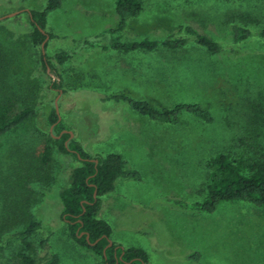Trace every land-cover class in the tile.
<instances>
[{
	"label": "rangeland",
	"instance_id": "rangeland-1",
	"mask_svg": "<svg viewBox=\"0 0 264 264\" xmlns=\"http://www.w3.org/2000/svg\"><path fill=\"white\" fill-rule=\"evenodd\" d=\"M47 2L0 0V50L8 66L0 83L28 87L30 103L37 106L34 118L0 140V264H13L21 248L15 231L31 219L43 224L31 238V252L38 258L53 249L61 264L97 262L72 238L61 217L58 192L80 161L55 150L45 168L30 166L46 142L56 99L65 124L57 137L71 130L91 155L120 153L125 168L138 174L120 176L115 189L102 197L100 216L111 225L112 242L143 248L149 264H264V209L222 202L215 211L204 212L171 201L203 199L212 172L207 163L217 152L238 158L243 153L240 138L264 144V37L259 34L264 0H142L141 14L113 35L123 41L162 39L188 24L218 40L223 47L219 54L194 42L179 50L111 49L112 35L97 34L118 26L115 0H63L49 13L46 27L53 35L46 50L53 64L50 74L61 76L56 89L49 88L53 79L43 69L41 47L28 34L27 11ZM235 22L253 35L234 43L230 26ZM62 51L71 53L64 63L54 58ZM1 92L5 99V94H16ZM116 92L158 107L197 102L214 121L188 113L174 125L153 121L125 102L104 98ZM16 95V105L23 106L24 93ZM256 118L260 131L246 132L259 124H251ZM20 167L32 170L22 183Z\"/></svg>",
	"mask_w": 264,
	"mask_h": 264
},
{
	"label": "trees",
	"instance_id": "trees-1",
	"mask_svg": "<svg viewBox=\"0 0 264 264\" xmlns=\"http://www.w3.org/2000/svg\"><path fill=\"white\" fill-rule=\"evenodd\" d=\"M62 4L63 0H48L45 6L27 11L31 24L28 30L29 38L35 46L41 47V63L47 75H51L48 66L53 69L51 57L46 53L48 39L53 37L52 33L46 30L48 15L59 9ZM115 7L120 19L118 26L106 28L97 34L98 36L106 33L112 35V42L108 46L111 49L132 51L155 50L159 47H166L171 50H179L185 48L190 42H194L199 47L214 54H219L222 51L223 47L218 40L201 33L188 24L180 25L177 32H171L162 39L146 37L140 40L123 41L118 35H113L124 30L131 18L141 14L143 3L142 0H115ZM230 31L231 40L234 43L243 42L253 35L248 26L237 22L231 24ZM259 34L264 37V29ZM47 36H49L48 39ZM43 41H46L45 53L42 48ZM86 43L93 45L89 40ZM2 54L0 50V78L5 76L4 73L8 68ZM70 55V52L62 51L55 53L54 58L60 63H64ZM58 77L59 79L52 77L50 89H56L60 86L61 76L58 75ZM7 84L6 82L0 83V93H2L1 90L10 89L16 94L24 93L26 100L23 106L18 107L16 98L19 96L5 94L7 96L5 99L1 98L0 94V140L9 132L34 118L37 113V106L30 103L28 87L23 86L21 89L16 84L10 85L8 82ZM104 98L115 102H125L132 110L160 123L177 124L182 120L181 117L185 113L204 122L214 121L213 114L197 102H180L173 106L158 107L147 99L134 98L125 92L111 93ZM250 122L251 124H259L254 127L255 129L249 126L250 128L246 129V132L253 134L260 131V120L257 118L250 119ZM53 124L54 127L51 130ZM48 125L49 130L44 147L39 155L31 159L30 166L45 168L53 160L55 150L71 154L80 161V164L72 169L68 184L58 192L62 204L61 217L66 221L72 238L81 248L96 255V264H149L147 252L141 247L123 248L115 242L108 246L112 228L108 221L100 216L102 197L115 189L117 179L120 176L130 178L138 174L125 168L127 163L120 153L91 155L84 149L79 140L76 138L69 139L70 134L68 132L57 137L64 129L65 124L62 119L59 120L55 104L48 115ZM250 136L246 137L249 138ZM67 140L69 141L66 145ZM239 143L243 153L238 158H234L231 152L220 151L208 161L207 165L212 168L211 179L203 188L205 196L202 200L193 203L180 200L171 201L179 203L180 206L192 207L204 212L215 211L222 202H247L264 209V144L248 143L243 138L239 139ZM92 159H97L98 162L96 163ZM31 173V168L20 167L17 177L19 182L22 183L23 180L28 179ZM95 191H97V196H95ZM42 225V221L31 219L15 231V235L21 240V248L13 256V264H61L60 255L53 249L45 258H38L31 252L34 248L31 238ZM82 231L89 232L90 238L87 239L86 234L80 237L79 234ZM1 248H4L3 244H0Z\"/></svg>",
	"mask_w": 264,
	"mask_h": 264
},
{
	"label": "water",
	"instance_id": "water-1",
	"mask_svg": "<svg viewBox=\"0 0 264 264\" xmlns=\"http://www.w3.org/2000/svg\"><path fill=\"white\" fill-rule=\"evenodd\" d=\"M18 13H19V10H18L17 12H13V13H10V14H8V15H5V16H3V17L14 16V15H16V14H18ZM3 17H1V18H3ZM48 37H49V36H47V39H48ZM45 43H46V41H43V42H42V48H43V52H44V53H45ZM48 71H49V72L51 71V67H50V66H48ZM51 76H52L54 79H56V78L59 79V77L56 76V75L53 74V73H51ZM55 105H56V111H57V113H58V115H59V120H60V119H61V116H60V113H59L58 99H56V101H55ZM53 127H54V124L51 126V130L53 129ZM66 132H68V133L70 134V138H69V139H71V138L74 137V133H73L71 130H66ZM59 137H60V136H59ZM68 141H69V140L66 141V145L68 144ZM92 160H95L96 163L98 162L97 159H92ZM95 196H97V191H95ZM84 212H85V209H84ZM83 234H86L87 239L90 238V234H89V232H87V231H82V232L79 234V236L81 237ZM97 241H98V240H97ZM97 241H96V242H97ZM112 244H113V242H112V240H110L109 243H108V246H110V245H112ZM105 250H106V249H105ZM116 264H117V263H116Z\"/></svg>",
	"mask_w": 264,
	"mask_h": 264
}]
</instances>
